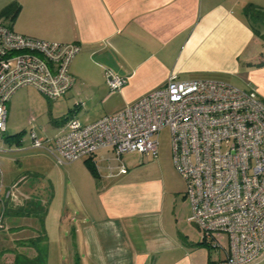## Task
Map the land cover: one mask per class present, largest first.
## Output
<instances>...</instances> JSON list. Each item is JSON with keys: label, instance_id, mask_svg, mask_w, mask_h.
Wrapping results in <instances>:
<instances>
[{"label": "crops", "instance_id": "0c3cea01", "mask_svg": "<svg viewBox=\"0 0 264 264\" xmlns=\"http://www.w3.org/2000/svg\"><path fill=\"white\" fill-rule=\"evenodd\" d=\"M11 3L20 7L16 17L0 22L15 33L80 47L69 67L71 88L28 119L29 132L50 148L68 122L115 114L164 86L169 75L224 82L264 101V20L245 15L249 5L264 10V0H0V11ZM108 73L125 81L119 90L109 89ZM17 98L7 104L6 123ZM21 132L19 145L8 141V152L32 157L36 173H53L62 210L72 205L82 214L62 229L64 238H79L72 245L80 264H226L188 221L190 204L171 155L160 157L157 149L156 158L139 163L137 154L129 163L103 148L58 165L56 151L31 147ZM251 264H264V252Z\"/></svg>", "mask_w": 264, "mask_h": 264}, {"label": "built area", "instance_id": "2783aa9c", "mask_svg": "<svg viewBox=\"0 0 264 264\" xmlns=\"http://www.w3.org/2000/svg\"><path fill=\"white\" fill-rule=\"evenodd\" d=\"M79 51L78 44L26 37L0 22V133L19 88L34 87L50 102L68 92L74 82L69 67ZM124 83L107 74L111 91ZM67 127L52 148L31 130V147L56 151L58 165L103 148L117 159L136 153L141 163L157 157L156 136L168 128L172 163L190 204L188 221L203 242L221 252L226 264H251L264 252V101L254 92L169 75L164 86L121 111L90 124L70 121ZM120 173H126L124 165ZM5 198H13L11 190Z\"/></svg>", "mask_w": 264, "mask_h": 264}, {"label": "rangeland", "instance_id": "374dc122", "mask_svg": "<svg viewBox=\"0 0 264 264\" xmlns=\"http://www.w3.org/2000/svg\"><path fill=\"white\" fill-rule=\"evenodd\" d=\"M33 89L22 87L12 95L11 99L18 96V101L8 113L6 131L0 133V149L5 148V152H0V264H13L15 258L21 257H27L32 264H80L73 254L77 247L72 245V240L77 244L79 238H64L62 229L64 225L74 226L75 220L82 216L81 212L72 205L67 211L62 210L53 173L50 177L40 171L36 173V162L32 157L22 160L17 153L8 152L11 146L5 138L24 131L23 140H27L31 127L28 119L36 115L38 108L45 111L48 107L49 102ZM39 98L45 101V107ZM156 140L159 156L171 155L169 129H161ZM137 157V154H125L122 158L132 163ZM179 178L185 191V182ZM7 190H11L13 198H5ZM54 193L56 197H53ZM211 251L212 257L218 259L216 251Z\"/></svg>", "mask_w": 264, "mask_h": 264}, {"label": "trees", "instance_id": "16d2710c", "mask_svg": "<svg viewBox=\"0 0 264 264\" xmlns=\"http://www.w3.org/2000/svg\"><path fill=\"white\" fill-rule=\"evenodd\" d=\"M19 8L20 7L17 3H11L10 5L4 7L0 11V18L14 19L17 15L18 11H19ZM245 15L252 22L264 20V10H261L258 7L253 6V5H249L246 7ZM21 135H22V132L14 135V136H10L8 138H5V140H7V141L14 140V141H16V144L19 145L20 144L19 140H20ZM86 166L93 175L96 174V170H95L92 163H90L89 161H86ZM13 264H32V261L30 259H28L27 257H21V258H15V261L13 262Z\"/></svg>", "mask_w": 264, "mask_h": 264}]
</instances>
